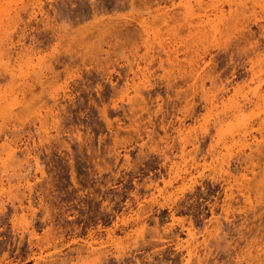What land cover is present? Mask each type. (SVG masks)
I'll return each mask as SVG.
<instances>
[{
  "label": "rangeland",
  "instance_id": "rangeland-1",
  "mask_svg": "<svg viewBox=\"0 0 264 264\" xmlns=\"http://www.w3.org/2000/svg\"><path fill=\"white\" fill-rule=\"evenodd\" d=\"M0 264H264V0H0Z\"/></svg>",
  "mask_w": 264,
  "mask_h": 264
},
{
  "label": "bare ground",
  "instance_id": "bare-ground-1",
  "mask_svg": "<svg viewBox=\"0 0 264 264\" xmlns=\"http://www.w3.org/2000/svg\"><path fill=\"white\" fill-rule=\"evenodd\" d=\"M148 1H149V2L151 1V2H152V0H145V2H148ZM158 1L161 2V1H163V0H156V2H158ZM142 3H143V2H142Z\"/></svg>",
  "mask_w": 264,
  "mask_h": 264
}]
</instances>
